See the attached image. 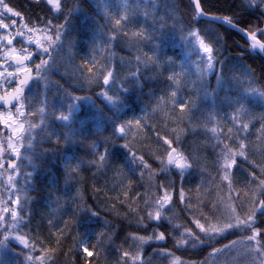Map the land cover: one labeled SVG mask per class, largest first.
Returning a JSON list of instances; mask_svg holds the SVG:
<instances>
[{
    "label": "trees",
    "instance_id": "16d2710c",
    "mask_svg": "<svg viewBox=\"0 0 264 264\" xmlns=\"http://www.w3.org/2000/svg\"><path fill=\"white\" fill-rule=\"evenodd\" d=\"M4 2L21 16L1 17L10 28L0 30V37L12 33L19 55L35 51L32 43L25 44L29 37L45 44L42 31L55 39L46 21H65V13H57L44 0ZM189 3L61 0L62 7L78 10L68 19L63 47L52 53L55 67L47 73V90L32 89L28 119L36 128L35 140L29 156L21 160L26 183L18 184L21 232L35 237L31 243L42 264H133L130 257L137 253L150 264H250L239 255L232 259L231 248L224 257L209 255L213 247L251 235L250 230H231L211 246L191 244L196 236L204 239L195 221L206 229L218 227L227 222L229 207L243 220L264 199V98L259 95L264 93V59L250 52L247 39L235 30L205 19L194 21ZM256 3L201 0L206 13L232 18L242 28L264 26V6ZM190 28L201 30L214 48V59L222 62L220 84L215 74L202 76L199 71L204 65L196 41L188 37ZM113 29L117 38L108 42ZM109 65L119 77L117 91L108 92L119 96L115 105L100 95L107 90L101 87V76ZM137 70L139 83L131 78ZM120 85L128 90L120 93ZM251 89L259 92L252 94ZM213 95L220 106L210 99ZM73 96L87 98L78 102L71 120L58 119L67 114ZM181 101L189 105L183 111ZM244 124L246 129L240 127ZM117 125L126 126L122 137L116 134ZM164 137L172 141L170 147ZM241 141L247 160L237 155L240 167L231 168L229 180H224L221 149L226 144L238 153ZM125 144L143 156L148 169L132 161ZM106 148L107 160L100 161ZM171 148L192 166L182 177L171 166L161 170ZM161 186L171 196L167 207L155 203L164 194ZM157 211L162 217L158 222L149 218ZM253 219V227L262 230L258 240L264 241V215L257 212ZM160 232L165 239L157 241ZM184 240L188 244H182ZM85 246L92 256L83 252ZM125 251L129 258L122 256Z\"/></svg>",
    "mask_w": 264,
    "mask_h": 264
},
{
    "label": "snow or ice",
    "instance_id": "6c2138e0",
    "mask_svg": "<svg viewBox=\"0 0 264 264\" xmlns=\"http://www.w3.org/2000/svg\"><path fill=\"white\" fill-rule=\"evenodd\" d=\"M45 3L52 6L57 13L64 12L65 13V21L62 24L53 25L51 23V20L46 21V27L48 29H51L55 32V39H53L52 36L46 37V42L49 46H45L44 43H42L39 39L32 40L31 37H29L28 41H25V43H32L35 46L34 52H26L25 48H21V52H26L24 55L19 54H12V52H9L7 56L4 57V63H8V61H12V63H8V67L5 68L3 71H0V86H3V82L6 81L8 85H11L15 83V87L11 88V91L6 96H0V108H4L8 105H12L15 107L16 115L23 116L24 112L22 109L24 108V101L27 100V97L24 96L25 89L29 85L31 81L34 80H42L45 76V74L49 73L53 67H55V57L52 56L53 52L58 51V49L62 48L64 45V40L61 39L62 36H66V30H67V23L68 19L71 17V15L78 10V8L69 9L65 7V4L61 5V0H44ZM250 4L255 3L256 0H249ZM260 5H264V0H259ZM0 5L3 6V8L6 10L7 13H11L12 15L16 17H20L21 13L14 12L12 8L8 6L7 3L4 2V0H0ZM189 7L193 10V20L198 21L201 18H206L213 21H223L225 24H227L230 27H236L239 30L243 31L245 36L251 41V49L256 50L259 48L260 50H264V41H260L258 39L259 36H264V28L261 27H248V28H241L239 27V24L236 22H233L232 18L229 17H216V16H208L207 13H205L204 9L201 7V0H190ZM5 13L0 12V16H3ZM127 22V18H122ZM121 23L120 20L116 21V24L119 25ZM16 20H11V26L15 27ZM10 28V25L8 23H5L3 19H0V30H8ZM35 31V29H33ZM113 35L108 37V42H111L115 40L116 37V29L112 30ZM201 30L196 28H190L188 31V37L191 39H194L198 45V48L201 52V59L200 63L204 65L203 68H200L199 71L201 72L202 76L206 75L207 73H212L216 75L217 83L220 84L222 82L223 78V65L222 62L219 59H214V48L211 43H206L205 38L200 35ZM22 32H17V36L23 37ZM0 39H4L0 37ZM12 40L7 39V44L11 45ZM2 51V49H0ZM35 57V59H34ZM37 60L39 62H37ZM51 61V63H50ZM31 64L32 67H28L27 65ZM217 65H220V67H217ZM8 68H11L12 71H9ZM33 68L35 69L36 75H31L33 72ZM89 72H91V68L89 69ZM23 74V78H20ZM248 74L253 75L251 72V69H248ZM141 75V73L137 70L131 73V78L139 83L138 77ZM119 79L114 67L111 65L105 67L103 69V73L101 76V87L105 88L107 87V90H102L100 92V95L105 97L107 101H109L112 104H117L119 101V96H113L109 95V91H117L116 82ZM203 87V84H202ZM128 89L124 88L123 85L119 86V92L124 93ZM252 94H256L259 92L258 89H251ZM173 96H176V93H172ZM259 95L264 98V93H259ZM87 97L82 96H73L72 100L73 103L66 105L68 112L67 114L61 113V115L58 117V119L62 121H69L71 120L73 113L77 107V104L80 100L85 99ZM239 103V101H237ZM189 105L185 102L181 101L179 104V108L181 111H183L185 108H188ZM10 111V109H9ZM12 119V117L9 115L8 119H5L3 121L4 125L8 128H11L12 125L9 123V121ZM125 125H117L116 126V134L123 135L125 132ZM240 127L246 129L248 125H240ZM34 126L29 124L27 131L24 128V124L21 123L18 126V129L14 131L13 133L9 134L5 139L7 141V149L8 154L10 156H16L19 158L20 154V148L16 147L12 142L13 135H17V143H20L21 147H24L25 151L31 150V133ZM213 132H215V129H212ZM25 135H19L24 134ZM27 139L29 142L27 145H24L22 143L23 140ZM164 142L167 146H171L172 141L168 140L167 137H164ZM178 139V138H177ZM129 150V153L131 154L132 161L136 162L139 161V165L142 168L148 169L149 166L144 163L143 156L137 157L135 152H133L132 148L129 147L127 144L123 145ZM239 152L233 153L228 146L225 144L223 145L221 149V157H222V169H223V179L229 180V170L231 168H238L240 165L237 164V159L235 158L237 155L239 157L244 158L247 160V157L245 156L246 151V145L241 141L239 143ZM177 151L176 148H171V151L167 153V161L161 170L164 172L168 171V166H174L177 170V174L181 177L191 169V165L188 164L185 161V158L183 156L174 157L173 153ZM109 155V151L106 148L104 150V153L99 156L100 161H106L107 157ZM162 163H164L162 161ZM3 167V164L0 163V168ZM9 167L13 171H17V166L14 163H10ZM258 167V166H257ZM264 171V170H262ZM249 175L253 178H255L254 172H249ZM9 181H12V177H8ZM261 184H264V181L260 182ZM15 186L14 184L12 185ZM161 190L163 191V195L158 198L155 203L157 207H162L163 204L168 203L171 200V196L168 194L167 189H164L161 186ZM181 200H183V191L181 190L180 193ZM16 204H19V198L15 201ZM256 203V202H253ZM21 209L23 210L22 206ZM4 211H7V208L4 209ZM82 211L86 213H90L91 216H99V213L93 212L91 208H84ZM259 212L262 215H264V199H260L257 206L252 210L251 214H246L244 219L241 220L238 215L235 213V209L228 208L226 212L224 213V219L227 222L221 223L218 227L217 226H210L209 228H205L203 224H200L199 220L195 221V225L198 228L199 232L203 235L204 239H201L199 236L194 237L191 246L195 247L197 244L199 245H209L211 246L213 241L218 236H223L224 233L229 232L230 230H239L241 232L245 230H250L251 235H248L246 237L242 236L240 241L233 240L229 244H225L222 248H215L213 247L212 252L209 253L211 256H218L223 254L227 249L234 247L236 244L240 242H244L246 244L247 253L249 257L252 258L253 264H256V260L258 259L260 261V264H264V241L258 240V237L262 235V230L258 227H253V225L256 223V221L253 219L255 214ZM11 218L12 222L11 224H5L3 213H0V253H3L5 250H8V246L11 242L15 241L19 245L23 247L24 250H26V254L24 255V259L31 261L32 264H42V257H36L33 258L31 255L32 252L35 251V246L30 241H34L35 237H30L28 233H24L23 235H20L19 233L22 231V228L20 227L19 221L22 219V217H18L15 210L11 212ZM150 219H154L155 221L161 220V213L157 211L155 213V216L152 217L151 213L149 214ZM234 221V222H233ZM134 239H138L141 242H143L142 237H133ZM155 239L157 241L164 240L165 235L163 232H160L155 236ZM182 244H188L187 240H184L181 242ZM254 245H259L254 246ZM83 252L86 253L88 256H92V252L88 250V247H83ZM122 256L124 258H129L130 254L129 252L125 251L122 253ZM130 259L133 261V264H137L139 261V264H150L149 262L143 261L141 257H139V254L133 255L130 257ZM0 264H6L2 256H0ZM204 264H207V261L204 262Z\"/></svg>",
    "mask_w": 264,
    "mask_h": 264
},
{
    "label": "rangeland",
    "instance_id": "374dc122",
    "mask_svg": "<svg viewBox=\"0 0 264 264\" xmlns=\"http://www.w3.org/2000/svg\"><path fill=\"white\" fill-rule=\"evenodd\" d=\"M256 2L259 4V0H256ZM256 3V4H257ZM260 5V4H259ZM260 6H264V5H260ZM54 9V8H53ZM55 10V9H54ZM0 12L5 13L4 15H8V13L6 12V10L3 8L2 5H0ZM3 15V16H4ZM9 15H11L9 13ZM0 16V19L1 17ZM261 28H264V26H262ZM239 33V32H238ZM240 35H242L241 33H239ZM42 41L45 42V46H49L46 42V37L50 36L49 33L47 32H43L40 34ZM243 36V35H242ZM12 33L6 34L4 36H2V38L4 39H0V49H2V51H0V62H2V66L0 65V70L3 71L5 68L8 67V63H11V61L9 60L8 63H4V57L7 56V54L9 52H12V54H18V50L12 45H8L7 44V39H11L12 38ZM245 37V36H243ZM248 39V38H247ZM258 39L260 41H264V36H259L258 35ZM25 41H28V39H26ZM248 41L250 42L249 44V49L251 48V41L248 39ZM28 44V43H25ZM254 53V51H252ZM257 53V52H256ZM261 57L264 58V55L260 54ZM54 57V56H53ZM51 63V61H50ZM28 67H31V64L27 65ZM9 71H12L11 68H8ZM36 75L35 70L33 72V76ZM47 74H45L44 78L40 81L38 80H34L31 81L30 84H33L30 88H26L25 92H24V96L27 97V100L24 101V108L22 109V111L24 112L23 116H17L16 112H15V107L12 105H8L4 108H0V163L3 164V167L0 168V213H3V217H4V221L5 224H11L12 222V218H11V212L13 210L16 211V213L18 214V205L16 204L15 201L16 199L19 197V191H18V184H22L20 187L23 186L24 183H26V178L23 175V167L24 166L21 163V160L24 158H27V156H29L30 151H25L24 147H21L20 143H17V139L18 136L17 135H13L12 137V142L16 147L20 148V154H19V158H17L16 156H10L8 154V149H7V141H6V137L13 133L14 131H16L18 129L19 124L23 123L24 124V128L27 131L29 124L33 125L32 122L28 119L29 117V113L32 111H30V105L32 106V104H34V100H33V93L34 91H32L34 86H43V90L44 92L47 90V83L49 81L48 78H46ZM11 89V85H8L6 81L3 82V86H0V93L2 94L3 91H5V94H8ZM4 93V92H3ZM41 103L46 101V96L45 93L43 94L42 98L40 99ZM10 109V111H9ZM9 115L12 117V119L9 121V123L12 125L11 128H8L7 126L4 125L3 121L5 119H8ZM34 126V125H33ZM35 126L32 130L31 133V145H33V142L35 140ZM24 134H19V135H25ZM28 140L25 139L22 141V143L24 145L28 144ZM32 148V147H31ZM174 157H179L182 156L178 151H176L175 153H173ZM186 161V160H185ZM10 163H14L17 166V171H13L10 167L9 164ZM172 168L175 169L174 166H171ZM11 176L12 177V181H9L8 177ZM15 185L14 187L12 185ZM169 206V202L165 204V207ZM163 207V206H162ZM7 208V211H4V209ZM231 231V230H230ZM228 233V232H226ZM224 233V234H226ZM246 234H248V232L246 231ZM249 235V234H248ZM247 235V236H248ZM240 241V240H237ZM254 246H259V245H254ZM231 249H233V253L234 255L231 257L232 259H235L237 255L241 256L243 259H246L248 261H250V264H253L252 258L249 257L248 253H247V248H246V244L242 241L238 244H236L234 247H232ZM226 254V253H225ZM224 254V255H225ZM222 255V254H221ZM224 255H222V257H224ZM247 255V256H246ZM225 262V261H224ZM32 264V263H31ZM256 264H260V261L257 259L256 260Z\"/></svg>",
    "mask_w": 264,
    "mask_h": 264
},
{
    "label": "bare ground",
    "instance_id": "6f19581e",
    "mask_svg": "<svg viewBox=\"0 0 264 264\" xmlns=\"http://www.w3.org/2000/svg\"><path fill=\"white\" fill-rule=\"evenodd\" d=\"M206 13V12H205ZM208 14V13H207ZM208 15H212V16H216V17H221V16H217V15H213V14H208ZM199 20H201V19H199ZM206 20V19H205ZM208 21H210V20H208ZM211 22H213V21H211ZM216 23V22H215ZM217 24H219V23H217ZM220 25H222V24H220ZM223 26H225V25H223ZM225 27H227V26H225ZM227 28H229V27H227ZM229 29H231V28H229ZM233 30V29H232ZM247 39V38H246ZM247 41H248V39H247ZM249 42V41H248ZM249 44H250V42H249ZM249 51L250 52H252V51H254V54H256V55H259V56H261L260 54H262V55H264V50H260L259 48H257L256 50H252L251 48L249 49ZM257 52V53H256ZM263 58V57H262ZM264 59V58H263ZM11 63H12V61H11ZM31 67H32V65H31ZM34 68H33V72H34ZM1 71V70H0ZM33 72H32V74L31 75H33ZM20 78H23V74L21 75V77ZM29 85H30V83H29ZM28 85V86H29ZM16 85H14V87H15ZM27 86V87H28ZM222 86V85H221ZM9 91H11V89L9 90ZM4 92V93H3ZM2 92V94L0 93V96H4L5 95V91H3ZM217 96L216 95H213V96H211L210 97V99L212 98V100H213V102L215 103V104H217L218 106H220V103H219V100L216 98ZM44 103H45V101L44 102H42V103H40V105L41 106H44ZM28 181V180H27ZM20 235H23L24 233L23 232H20L19 233ZM31 242V241H30ZM36 247H35V251L34 252H32L31 253V255L33 256V258H36V257H40L41 256V254H39V253H37L36 252ZM26 254V250H24L23 249V247L21 246V245H19L17 242H15V241H13V242H11L10 244H9V246H8V250H5L3 253H0V255L3 257V256H6L5 257V259H4V261L6 262V264H8L9 262H10V260H11V262H14L15 264H31L32 262L31 261H28V260H25L24 259V255Z\"/></svg>",
    "mask_w": 264,
    "mask_h": 264
},
{
    "label": "water",
    "instance_id": "95a60500",
    "mask_svg": "<svg viewBox=\"0 0 264 264\" xmlns=\"http://www.w3.org/2000/svg\"><path fill=\"white\" fill-rule=\"evenodd\" d=\"M201 7H202V6H201ZM208 16H212V15H208ZM201 19H206V18H201ZM206 20H209V19H206ZM210 21H213V20H210ZM213 22H216V23H219V24L225 25V26H227V27H229V28L235 30L236 32L241 33L243 36H245V34H244L243 31L239 30V29L236 28V27H230V26H228L227 24H225L223 21H213ZM239 27H240V26H239ZM241 28H242V27H241ZM245 38H247V37L245 36ZM31 74H32V73H31ZM6 95H7V94H5L4 96H6Z\"/></svg>",
    "mask_w": 264,
    "mask_h": 264
}]
</instances>
